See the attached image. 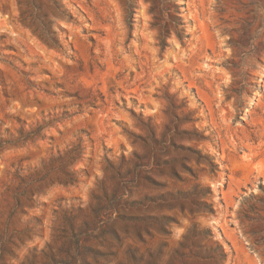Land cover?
I'll list each match as a JSON object with an SVG mask.
<instances>
[{"label": "rangeland", "instance_id": "rangeland-1", "mask_svg": "<svg viewBox=\"0 0 264 264\" xmlns=\"http://www.w3.org/2000/svg\"><path fill=\"white\" fill-rule=\"evenodd\" d=\"M0 264H264V0H0Z\"/></svg>", "mask_w": 264, "mask_h": 264}]
</instances>
